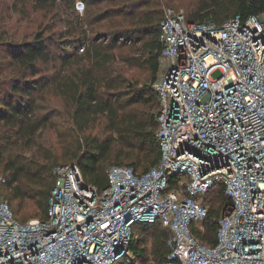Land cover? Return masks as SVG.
I'll list each match as a JSON object with an SVG mask.
<instances>
[{"label": "built area", "instance_id": "built-area-1", "mask_svg": "<svg viewBox=\"0 0 264 264\" xmlns=\"http://www.w3.org/2000/svg\"><path fill=\"white\" fill-rule=\"evenodd\" d=\"M158 39L159 164L112 165L104 189L57 165L46 220L20 222L0 194V264H114L138 223L171 233L162 264H264V12L217 24L167 8ZM219 185L230 203L207 245L193 226Z\"/></svg>", "mask_w": 264, "mask_h": 264}, {"label": "trees", "instance_id": "trees-1", "mask_svg": "<svg viewBox=\"0 0 264 264\" xmlns=\"http://www.w3.org/2000/svg\"><path fill=\"white\" fill-rule=\"evenodd\" d=\"M77 1L36 0L39 7L49 5L58 11L63 3H69L68 17L75 22L71 36L58 40L38 32L32 40L21 43L0 38V53L4 54L0 58V166L11 191L7 202L15 216L10 202L31 199L39 220L47 219L57 165L77 164L86 183L104 189L112 165L133 167L141 174L161 160L157 139L159 102L153 84L160 68L162 45L158 37L163 15L142 12L149 0H82L85 9L81 16L75 8ZM104 4L109 8L103 10ZM262 12L264 0H207L186 17L189 21L222 24L237 15L248 18ZM120 18L123 22L117 21ZM106 23L112 30L98 33L97 29ZM117 50L126 66L149 71L150 84L139 85L115 67ZM57 62V71L47 75V69L57 67ZM6 66L12 71L3 76ZM49 93L71 106L66 115L68 128L67 120L62 125L55 121L56 110L46 111ZM140 104L156 107V111L140 112ZM99 123L105 128L103 135L91 132ZM48 129L57 134L63 146L61 153L41 142ZM9 147L23 149L22 154L6 156ZM175 182L176 177H172V187ZM211 197L208 218L201 226H193L196 236L207 245L217 243L221 209L230 203L223 185ZM148 233L153 237L150 251L144 246ZM170 237L169 230L158 223H138L129 244L131 255L114 264H162L171 251L167 246Z\"/></svg>", "mask_w": 264, "mask_h": 264}, {"label": "rangeland", "instance_id": "rangeland-1", "mask_svg": "<svg viewBox=\"0 0 264 264\" xmlns=\"http://www.w3.org/2000/svg\"><path fill=\"white\" fill-rule=\"evenodd\" d=\"M82 1V0H81ZM207 0H149V3L146 7L142 8V12H146L149 16H154L157 13H160V17L164 14V11L167 8H175L178 12L184 13L188 16L192 11L197 8L202 2ZM132 3H135L132 1ZM103 10L109 8V5H101ZM71 12V7L69 3L62 4V10L58 11L52 6L39 7L36 0H29L23 2L22 0H0V38H9V41L21 43L23 41H30L34 38L35 34L38 32H45L46 36L57 38L58 40L63 38V36H71L69 32H72L74 28L73 19L69 18V13ZM80 15L82 16L83 13ZM122 20L123 18L117 19V21ZM89 28V27H88ZM109 23L103 25L102 28H98V33L110 31L112 29ZM73 36V35H72ZM108 42V38H103ZM118 54L117 61L115 62V67L123 71L131 80L135 81L139 85L150 84L151 75L148 70L140 68H130L126 66L120 59V52L115 51ZM4 54L0 53V58H3ZM59 62H57V67L50 66L46 74H54L58 67ZM7 67V66H6ZM3 73V76H8L11 74L12 68L8 66ZM214 77L218 76V73L213 75ZM45 108L47 110H56L58 114V119H55L58 124L67 120V128L69 127V121L66 118L68 112L71 111V106L61 97L56 96L55 94H47ZM151 106L140 104L138 105V111L147 113L156 111V107L151 109ZM43 111V112H46ZM91 132L95 135H103L105 133V128L103 124H96L91 128ZM41 142L45 143L47 148L53 152L58 151L61 153L63 146L61 145L57 134L54 130H47L44 132ZM117 147L116 150H118ZM23 149L16 147H9L6 149V156H16L17 154H22ZM114 161V158H113ZM112 161V163H113ZM63 162V161H61ZM5 174L3 172L2 166H0V194L4 197L6 201H10L7 195L11 192L8 190L6 181H3ZM6 197V198H5ZM12 208L14 209L17 218L22 223H27L32 220H37L40 217L38 216V210L36 208L35 202L31 199L25 200H14L10 202ZM148 239L144 241V246H147L148 250H151L152 244V233H148ZM152 257H150V260ZM151 262V261H150Z\"/></svg>", "mask_w": 264, "mask_h": 264}]
</instances>
